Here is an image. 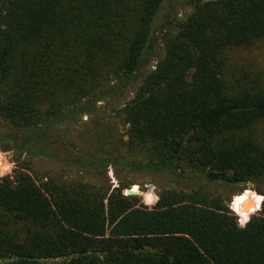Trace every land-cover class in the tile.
I'll return each instance as SVG.
<instances>
[{"label": "trees", "instance_id": "16d2710c", "mask_svg": "<svg viewBox=\"0 0 264 264\" xmlns=\"http://www.w3.org/2000/svg\"><path fill=\"white\" fill-rule=\"evenodd\" d=\"M163 1L0 0V118L44 156L36 147L65 115L131 88L115 117L146 162L98 165L197 173L261 194L260 211L239 226L246 199L240 219L203 184L162 189L148 208L121 182L41 181L20 167L0 177V264H264V77L228 63L264 39V0H191L155 31Z\"/></svg>", "mask_w": 264, "mask_h": 264}, {"label": "rangeland", "instance_id": "374dc122", "mask_svg": "<svg viewBox=\"0 0 264 264\" xmlns=\"http://www.w3.org/2000/svg\"><path fill=\"white\" fill-rule=\"evenodd\" d=\"M191 0H164L154 20V30L160 31L167 28V21L176 23L187 14L191 8L187 3ZM160 38V34L156 35ZM155 54L162 53V44L159 42L154 48ZM228 63L234 66L236 74L241 72L249 75L264 77V39L256 42L251 47L236 49L228 53ZM155 60V58H154ZM152 60L149 68L151 69ZM132 89L127 88L121 94L110 97L109 101H100L96 106L73 117L67 114L61 119L57 126L51 129L50 141L37 146V151L42 150L45 155L38 156L24 151L23 140L17 138L18 148L7 152L0 151V177L11 174L13 170L25 167L27 172L34 179L45 180L48 177L62 175L65 179H73L86 183L99 184L102 181L108 182L112 187L117 183H123L127 188L136 192L140 203L150 208L153 205L145 203V198L152 186L156 188V195L160 190L172 187H184L185 185L203 184L208 192L220 195L230 209L231 201L237 203L239 197H244L248 205L242 203V212L250 213L245 222H241L237 215V223L243 226L252 215L260 210L255 209L261 205L263 196L252 189H246L241 194L239 189L223 187L217 183H204L196 173L191 182L179 181L176 177L166 172L147 171L145 169L136 171L134 168L123 166H106L98 163L106 162L109 159H124L125 161L146 162L142 154H134L127 150L126 126L116 117V109L132 97ZM261 134L264 137V123L260 125ZM16 135L9 126L0 118V143L9 140V137ZM17 136V135H16ZM2 141V142H1ZM34 147V146H33ZM124 189V194H126ZM263 192L264 186H259ZM237 203L239 218L241 208ZM250 205V206H249ZM246 208V209H245ZM251 208V211L247 209ZM245 209V210H244ZM261 209V206H260Z\"/></svg>", "mask_w": 264, "mask_h": 264}, {"label": "water", "instance_id": "95a60500", "mask_svg": "<svg viewBox=\"0 0 264 264\" xmlns=\"http://www.w3.org/2000/svg\"><path fill=\"white\" fill-rule=\"evenodd\" d=\"M14 148H15V146L13 144H10V143H7V142L6 143H0V151L1 152H7V151H10V150H12ZM244 192H245V190H243L241 192V194L244 193ZM126 195H136V192L135 191H132L130 189H126ZM232 202L233 201H231V205H232ZM231 205H230V209L232 210ZM260 206L261 205H259L258 207H256V205H255L254 208L255 209L259 208V210H260Z\"/></svg>", "mask_w": 264, "mask_h": 264}, {"label": "clouds", "instance_id": "9594fccd", "mask_svg": "<svg viewBox=\"0 0 264 264\" xmlns=\"http://www.w3.org/2000/svg\"><path fill=\"white\" fill-rule=\"evenodd\" d=\"M156 193V188L155 186H152L145 198V203L148 205H154L155 203L158 202L159 196L155 194Z\"/></svg>", "mask_w": 264, "mask_h": 264}, {"label": "flooded vegetation", "instance_id": "af4514ba", "mask_svg": "<svg viewBox=\"0 0 264 264\" xmlns=\"http://www.w3.org/2000/svg\"><path fill=\"white\" fill-rule=\"evenodd\" d=\"M16 135H12L11 137H9V140L6 141L7 143L13 144L15 146L14 149L18 148L17 138L21 139V137L19 135H17V136ZM25 140H24V142H25ZM6 142H4V143H6Z\"/></svg>", "mask_w": 264, "mask_h": 264}]
</instances>
